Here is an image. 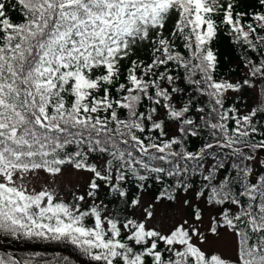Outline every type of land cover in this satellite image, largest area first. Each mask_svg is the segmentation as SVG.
Returning <instances> with one entry per match:
<instances>
[{"label":"snow or ice","instance_id":"1","mask_svg":"<svg viewBox=\"0 0 264 264\" xmlns=\"http://www.w3.org/2000/svg\"><path fill=\"white\" fill-rule=\"evenodd\" d=\"M0 264H264V0H0Z\"/></svg>","mask_w":264,"mask_h":264},{"label":"trees","instance_id":"2","mask_svg":"<svg viewBox=\"0 0 264 264\" xmlns=\"http://www.w3.org/2000/svg\"><path fill=\"white\" fill-rule=\"evenodd\" d=\"M10 250H13L15 252L16 255H22L24 250L26 249V245L24 244H19V245H15L13 246ZM33 250L36 251H41V252H45L47 257H51L54 252L56 251H60V248H57L55 245H40V246H33Z\"/></svg>","mask_w":264,"mask_h":264}]
</instances>
